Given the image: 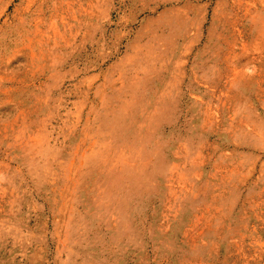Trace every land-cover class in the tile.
<instances>
[{
  "label": "rangeland",
  "instance_id": "obj_1",
  "mask_svg": "<svg viewBox=\"0 0 264 264\" xmlns=\"http://www.w3.org/2000/svg\"><path fill=\"white\" fill-rule=\"evenodd\" d=\"M0 264H264V0H0Z\"/></svg>",
  "mask_w": 264,
  "mask_h": 264
}]
</instances>
